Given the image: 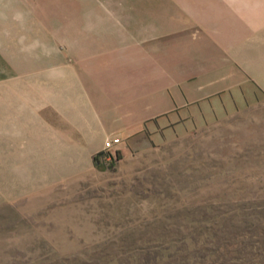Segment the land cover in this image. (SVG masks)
<instances>
[{"label": "rangeland", "instance_id": "374dc122", "mask_svg": "<svg viewBox=\"0 0 264 264\" xmlns=\"http://www.w3.org/2000/svg\"><path fill=\"white\" fill-rule=\"evenodd\" d=\"M232 17L255 18L263 55L264 0H0V264H93L264 200V68L226 98L186 95L184 48ZM119 70L125 98L80 104L79 81Z\"/></svg>", "mask_w": 264, "mask_h": 264}, {"label": "crops", "instance_id": "0c3cea01", "mask_svg": "<svg viewBox=\"0 0 264 264\" xmlns=\"http://www.w3.org/2000/svg\"><path fill=\"white\" fill-rule=\"evenodd\" d=\"M233 3L239 4L240 2L236 1ZM248 3L250 2H247V4ZM244 8L248 9L247 12H252L249 13V16L250 14L251 16L255 15L256 8L254 6ZM256 24L254 17L247 19H239L237 17L223 19L216 24V28L222 27L224 31L226 30L222 34L203 35L202 38H205L202 39L203 41L200 40L203 44L200 47L196 45L193 46V41H189L190 44L188 43V47L184 48L183 57L185 60L184 67L188 69V78L185 80V84L190 85L189 92L186 94L187 98L190 100L189 105L207 102L212 99L219 100L220 98H226L229 93L239 90L241 85L251 82L254 83L252 77H255L256 75L255 69L260 67L264 68V48L262 49L263 55H261L259 54V50L261 49L255 46L257 43ZM240 28L247 29V31L242 33L239 31ZM259 39L261 42L260 37ZM123 74L122 70H119L117 73H112L111 71L106 75L104 82H98L97 80L93 82L79 81L76 90L79 91L84 98L81 99L84 102L82 103L80 100V104H86L87 107L91 106L90 102L93 98H90V94L93 92L113 93L114 96H111L110 98L116 100L124 94L125 98L127 94V86L125 85L126 81L122 79ZM157 105V101L153 102L149 110H157ZM176 110L177 107H173L167 111L164 114L165 116L160 120V125L153 129V133L159 135L162 130H166L172 125H177L179 121L175 119V116L178 115ZM118 112L119 110L116 109V122H120ZM137 114L142 117V107H140V111ZM87 122V119H84V117L80 121V123ZM143 123V119L140 118L139 123H135V127L134 125L129 127L127 124H124L123 127H115V130L122 132L129 130L143 131ZM88 130V128H84L85 132ZM112 130L114 129H111L110 131ZM104 132H109V130H105L104 128L101 129V136L99 137L100 144L99 146L94 145V147L104 149ZM100 150L97 149V151H95L96 153H94L97 155Z\"/></svg>", "mask_w": 264, "mask_h": 264}, {"label": "trees", "instance_id": "16d2710c", "mask_svg": "<svg viewBox=\"0 0 264 264\" xmlns=\"http://www.w3.org/2000/svg\"><path fill=\"white\" fill-rule=\"evenodd\" d=\"M213 218L188 226L185 234L181 228L165 231L137 250L126 245L121 255L102 256L93 264H264V200ZM73 262L79 260L65 258L60 264Z\"/></svg>", "mask_w": 264, "mask_h": 264}, {"label": "built area", "instance_id": "2783aa9c", "mask_svg": "<svg viewBox=\"0 0 264 264\" xmlns=\"http://www.w3.org/2000/svg\"><path fill=\"white\" fill-rule=\"evenodd\" d=\"M121 139L120 138H112L105 142L104 145V156L103 158L107 161H111L116 159L117 147L120 145Z\"/></svg>", "mask_w": 264, "mask_h": 264}]
</instances>
